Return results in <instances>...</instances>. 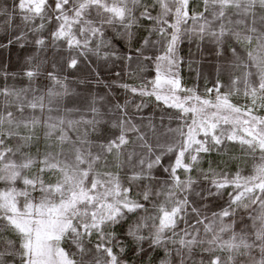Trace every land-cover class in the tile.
Instances as JSON below:
<instances>
[{
    "label": "snow or ice",
    "instance_id": "obj_1",
    "mask_svg": "<svg viewBox=\"0 0 264 264\" xmlns=\"http://www.w3.org/2000/svg\"><path fill=\"white\" fill-rule=\"evenodd\" d=\"M0 264H264V0H0Z\"/></svg>",
    "mask_w": 264,
    "mask_h": 264
},
{
    "label": "trees",
    "instance_id": "obj_2",
    "mask_svg": "<svg viewBox=\"0 0 264 264\" xmlns=\"http://www.w3.org/2000/svg\"><path fill=\"white\" fill-rule=\"evenodd\" d=\"M195 51H196V50H195V48L193 47V48H192V52H193V54H195ZM187 52H188V46L185 45V46H184V54L186 55ZM7 55H8V54L5 53V56H6V57H7ZM206 55H207V54H206ZM11 59H12V63H13L14 65H17V64H21V63H23V59H22V57L19 56L16 52H13V53H12V55H11ZM205 71H206V72H213V70H212L210 67H208V66H205ZM213 75H214V72H213ZM184 76H185V80L188 82V86H191V82H192L193 79H194V74H189L188 71H187V69H185ZM211 79H212V77H210V80H209V87L211 86ZM200 87H201V90H203V81L200 82ZM121 95H123V93H121ZM231 155H232L235 159H238V160H239V158L241 157L242 154H241L240 151H239V146H238V145L235 146V150L232 151ZM216 156H217V154L214 153V154H213V158H215ZM245 165H248V166L250 167L249 160L245 159V160H243V161L240 162V167H241V168H244Z\"/></svg>",
    "mask_w": 264,
    "mask_h": 264
}]
</instances>
